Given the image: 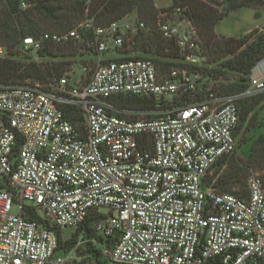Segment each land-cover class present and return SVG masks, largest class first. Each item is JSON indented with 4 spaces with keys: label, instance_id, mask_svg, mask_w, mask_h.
<instances>
[{
    "label": "built area",
    "instance_id": "obj_1",
    "mask_svg": "<svg viewBox=\"0 0 264 264\" xmlns=\"http://www.w3.org/2000/svg\"><path fill=\"white\" fill-rule=\"evenodd\" d=\"M77 1L88 13L92 0ZM31 6L20 0V10ZM181 25L123 18L97 27L88 18L62 35L22 39L39 53L78 42L87 27L104 56L127 34L151 31L184 66L164 75L152 59H100L79 85L66 77L0 85V264H71L56 230L91 218L106 264H264V181L250 176L246 196L206 186L237 149L240 103L264 94V57L240 91L206 92V76L192 68H207L208 57L190 21ZM10 56L0 45V61ZM119 97L155 107H121Z\"/></svg>",
    "mask_w": 264,
    "mask_h": 264
},
{
    "label": "trees",
    "instance_id": "obj_2",
    "mask_svg": "<svg viewBox=\"0 0 264 264\" xmlns=\"http://www.w3.org/2000/svg\"><path fill=\"white\" fill-rule=\"evenodd\" d=\"M28 1L31 2L32 6L27 11H22L19 8L20 0H0V43L5 45L9 51L21 43L25 37L36 38L40 35L41 30H43V26H50L53 30L54 28H63L65 29L64 31L68 32L73 30L85 16L87 18H94L98 25L97 27L108 26L114 21L123 19L135 9L140 11V0H92L88 13L84 4L76 0L68 7H65L58 0ZM149 6H151V11H153L151 20L155 23L158 22L162 13H165V16H167L168 12L175 14L176 9L179 8L182 12V18L188 19L197 31L204 52L209 56L210 62L211 54L215 56L216 60L233 56V59L226 61L223 67L248 76L255 64L264 57V33L258 30H254L242 38L218 36L215 33L216 26L232 12L246 8L264 10V0H173L172 5L167 10L161 11H156L153 0H149ZM163 42L164 46L162 48L166 50V54L162 56L167 61L155 60V62L163 65L161 72L166 75L174 69H171V67L180 68L184 65L179 59L176 47L170 42ZM75 43H68L69 47H74ZM45 50L46 55L49 57L74 55V52L67 51L66 46L62 45L47 44L40 52H44ZM176 62H179V64ZM192 70L201 71L204 76H212L214 78L207 68L193 67ZM46 74H50V69L44 73L33 63L28 65L17 63L11 60V57L0 61V85L22 84L28 79L35 82L45 81ZM117 99L116 103L121 107H133L141 110L155 107L153 100L123 97ZM182 99L184 100L185 97ZM187 101L191 102L192 100L187 99ZM257 104V102L249 103V101L240 103V124L237 134L242 129L248 116L255 110ZM67 115L76 124L81 122L79 114H72L70 111H67ZM250 152L251 154L247 158L248 164L246 165V169L252 167L264 170V139L252 145ZM233 155L222 158L214 167L224 164L227 158ZM233 169H235V166H232V171H234ZM237 171L240 173L243 170H240L238 167ZM239 180H235L234 182L233 177L228 178V180L219 177L214 183L213 179L209 180L208 184H212L220 192H232L231 186L239 183ZM235 194H238V192ZM245 195H247V191ZM34 217L38 218L37 216ZM93 220L92 218L89 219L84 224V227L87 229L88 223ZM56 233L60 248L64 250L76 240V237H74L72 241H69L70 243H63L61 231L56 230ZM91 253L93 259L98 260L99 251L93 250ZM90 261L93 260L85 262Z\"/></svg>",
    "mask_w": 264,
    "mask_h": 264
},
{
    "label": "rangeland",
    "instance_id": "obj_3",
    "mask_svg": "<svg viewBox=\"0 0 264 264\" xmlns=\"http://www.w3.org/2000/svg\"><path fill=\"white\" fill-rule=\"evenodd\" d=\"M58 1L61 2L65 7H68L75 0ZM172 1L173 0H153V4L156 11H161L167 10L172 5ZM139 6L140 11L135 9L129 15L124 17L126 21L139 20L150 26L155 25L156 23L151 20V14L153 11H151V6H149V0H140ZM256 13L261 14L259 19H255ZM182 17V12L179 14L168 12L167 16H165V13L163 16L161 14L158 21L165 20L171 22H180L182 24L180 29L184 30L189 27V20ZM87 19L88 18L85 16L83 19H81L80 23L76 25V27H79L80 24L85 23ZM90 19L93 20V24L95 26H98L94 18ZM100 27L106 26L103 25ZM254 27L256 28L252 31L258 30L264 33V10L246 8L230 13V15L217 26L215 33L218 36L242 38L249 34H245L246 31ZM42 28L43 30H41L40 35L36 37L37 39L41 38V36L45 33L60 35L67 33L63 28H54V30L51 29L52 27L50 26H43ZM79 33L82 36V39L76 42L74 47H69L70 45L67 43L62 45L66 46L67 51H71V53L74 52L73 56L49 57L45 53L46 50L39 53L32 52L31 50H26L21 42L10 49L11 60L25 65L31 63L36 64L44 73L50 69V74H46L47 76L45 81H36L38 83L48 84L49 82H55L61 77H66L71 84L75 85H79L80 83L86 82L90 79L95 70L96 64L100 59L107 60L112 58L140 57L152 59L154 62L155 60L167 61L164 56H162L166 54V50L162 48V46H164V42L162 41L163 39L156 37V35L151 31L145 33L135 32L132 34H127L124 36V44L122 47L117 48L116 50L111 51L104 56H99L98 51H96L95 48L90 45V43H92L94 40L91 30H89L87 27H84L79 29ZM0 45L5 46L1 43ZM207 57L209 61V66L207 69L215 79L212 76H206L201 81L200 87H203L204 91H221L228 94L238 92L244 88L245 85H247L248 76L223 67V64L226 61L233 59V56H227L225 58L216 60L215 56L211 54V62L208 55ZM176 63L179 64V62ZM156 65L158 70L161 71L163 65L160 63H156ZM172 68L175 67H171V69ZM178 101L180 102L179 97L169 98L168 100V102L171 104H176ZM247 101H249V103L257 102L258 104L255 110L248 116L242 129L237 134V149L234 155L230 158H227V161L224 164L218 165L212 169L211 173L206 179V186L210 189L214 188L212 184H208L209 180L213 179L214 183L219 179V177H223V179L226 180H228L230 177H233L234 182L238 179H240V182L231 186L232 192H220L215 189L219 193L246 196V187L250 176L257 175L264 180L263 169L261 170L259 168L252 167L246 169V165L248 164L247 158L251 154V146L259 142V140L261 141L264 139V94ZM80 126L81 124L79 127ZM232 166H235V169H233L235 172L232 171ZM236 166H238L240 170L242 169L243 171L238 173V167ZM245 169L247 172L244 171ZM236 192H238V194H235ZM92 225L93 222H90L88 223L87 229L84 227L83 229H77L73 231L70 229L60 230L62 233L63 243H70L69 241H72L74 237H76L75 242L67 246L66 250L61 248L62 251H64L68 257H70L72 261L71 264H81L85 261L94 260L91 251L97 250V244L100 242V239L93 231ZM99 253L100 254L97 261H99V264H106L102 257V253Z\"/></svg>",
    "mask_w": 264,
    "mask_h": 264
},
{
    "label": "water",
    "instance_id": "obj_4",
    "mask_svg": "<svg viewBox=\"0 0 264 264\" xmlns=\"http://www.w3.org/2000/svg\"><path fill=\"white\" fill-rule=\"evenodd\" d=\"M260 17H261L260 13H256L255 14V19H259ZM82 264H99V262L97 260H93V261H90V262H84Z\"/></svg>",
    "mask_w": 264,
    "mask_h": 264
},
{
    "label": "crops",
    "instance_id": "obj_5",
    "mask_svg": "<svg viewBox=\"0 0 264 264\" xmlns=\"http://www.w3.org/2000/svg\"><path fill=\"white\" fill-rule=\"evenodd\" d=\"M172 2H173V1H172ZM229 15H230V14H229ZM225 19H226V18H225ZM221 22H222V21H221ZM221 22H220V23H221ZM220 23H219V24H220ZM219 24H218V25H219ZM218 25H217V26H218ZM217 26H216V28H217ZM216 28H215V32H216ZM255 28H256V27L249 29L248 31L245 32V34L252 32V30L255 29ZM245 34H243V35H245ZM226 37H227V36H226ZM238 37H240V36H238Z\"/></svg>",
    "mask_w": 264,
    "mask_h": 264
}]
</instances>
